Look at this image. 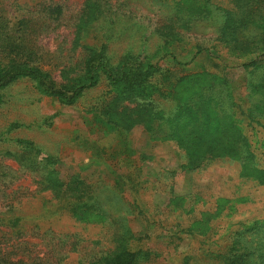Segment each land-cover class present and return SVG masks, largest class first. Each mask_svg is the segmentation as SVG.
Returning a JSON list of instances; mask_svg holds the SVG:
<instances>
[{
	"label": "rangeland",
	"instance_id": "obj_1",
	"mask_svg": "<svg viewBox=\"0 0 264 264\" xmlns=\"http://www.w3.org/2000/svg\"><path fill=\"white\" fill-rule=\"evenodd\" d=\"M23 1L0 2L1 16L25 14L36 0ZM93 1L62 0L72 17ZM228 1L210 0L208 18L191 13L192 0H102L107 10L84 38L107 43L115 58L143 50L147 63L168 71L174 85L166 95L175 105L207 85L213 92L202 99L221 103L229 94L226 138L246 146L228 156L192 169L178 142L151 137L141 125L122 131L108 124L96 110L108 101L103 80L72 105L29 80L0 91V264H96L139 248L156 255L141 264H229L220 256L228 249L264 256V231L251 224L264 220L257 178L264 173V88L257 87L264 62L243 66L257 54L232 53L217 41L221 16L214 8ZM75 21L38 39L40 66L57 84L82 68ZM249 40L259 46L260 30ZM68 187L85 190L84 206L72 205L78 198ZM204 214L215 215L211 231L186 233Z\"/></svg>",
	"mask_w": 264,
	"mask_h": 264
},
{
	"label": "trees",
	"instance_id": "obj_2",
	"mask_svg": "<svg viewBox=\"0 0 264 264\" xmlns=\"http://www.w3.org/2000/svg\"><path fill=\"white\" fill-rule=\"evenodd\" d=\"M11 1L22 0H0L2 4ZM192 1V14L213 17L208 5L210 0ZM23 2L28 3L26 0ZM197 2L198 8L195 11ZM227 4L228 7L214 8L221 16L216 31L217 41L232 53L257 54L254 60L245 62L243 66L264 62V0H229ZM105 8L102 0H95L90 4L84 3L82 13L72 17L67 16L69 7L62 0H36L25 14L11 20L6 16L2 17L3 12L0 9V91L16 81L29 80L40 93L56 97L64 105H72L86 89L97 87L103 80L107 91L109 90L108 101L96 109L99 115L119 130L125 131L141 125L151 137L158 134L178 142L177 144L188 152L189 167L192 169L199 167L205 160L228 156L236 152V149L240 150L246 146V141L242 142L239 137L226 138V126L233 121L232 109L228 108L231 106L229 94L221 103H216L213 99H202L213 92L210 85H207L203 86L200 92L196 90L175 105V101L169 100L170 96L166 95L167 89L174 85L170 81L168 71L162 70L157 64L147 63L142 57L143 50L136 54L129 49L115 58L109 54L107 43L84 44V38L92 32V22L96 23L102 17L107 10ZM73 19L76 20L73 45L84 53L82 68L66 83L57 84L50 73L40 66L42 59L37 57L38 39L55 32L62 22L68 23ZM255 29L260 30L259 46L249 40V35ZM203 50L209 52L208 49ZM201 52L202 50L198 49L196 54ZM261 73L264 77V69ZM221 82L227 81L221 79ZM263 82L257 87L264 88ZM226 85L228 86L227 83ZM226 85L220 86L221 91L226 89ZM195 98L197 99L194 100ZM123 103H133V106H123ZM213 104L220 106L221 115L216 112ZM221 120L225 121V126H220ZM209 133H212L211 136H207ZM246 153L250 156L248 150ZM257 178L259 183L264 185V173H260ZM68 189L78 198L72 205L79 208L78 205L83 202L84 206L81 197L85 190L73 187ZM72 197L74 198L73 195ZM204 216L206 218L187 227L185 232L191 235L196 230L198 236L208 234L211 231L210 221L215 215ZM251 224L255 227L260 224L259 228L264 231V220L252 221ZM234 235L238 236L239 233L235 232ZM259 252L263 251L247 253L245 248L239 252L228 249V254L220 256L227 259L226 263L229 264H264V256L259 255ZM151 257L156 255L139 248L135 251L124 250L96 264H141L151 261Z\"/></svg>",
	"mask_w": 264,
	"mask_h": 264
},
{
	"label": "crops",
	"instance_id": "obj_3",
	"mask_svg": "<svg viewBox=\"0 0 264 264\" xmlns=\"http://www.w3.org/2000/svg\"><path fill=\"white\" fill-rule=\"evenodd\" d=\"M210 226H211V224H210Z\"/></svg>",
	"mask_w": 264,
	"mask_h": 264
}]
</instances>
